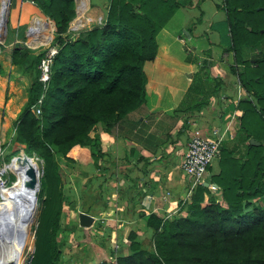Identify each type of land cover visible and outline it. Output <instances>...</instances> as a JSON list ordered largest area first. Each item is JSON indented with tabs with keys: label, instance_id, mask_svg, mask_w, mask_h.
Returning <instances> with one entry per match:
<instances>
[{
	"label": "trees",
	"instance_id": "trees-1",
	"mask_svg": "<svg viewBox=\"0 0 264 264\" xmlns=\"http://www.w3.org/2000/svg\"><path fill=\"white\" fill-rule=\"evenodd\" d=\"M188 1L110 0L102 22L80 27L68 37L74 0H32L38 13L53 17L57 48L50 57L48 77L42 80L38 65L42 52L1 46L5 58L0 56V100L16 65L23 64L26 70L36 67L24 102L12 113V123L1 122L2 140L11 134L26 153H37L49 166L53 150L66 155L76 144L89 145L96 141L98 125L110 132L121 117L145 101L144 61L157 52L158 30ZM219 5L229 29L226 47L238 63L243 62L237 77L255 96H240L234 104L241 111L237 133L221 142L218 170L207 178L217 184L219 193L198 182L186 213L164 217L142 212L152 228V246L144 247L135 230L129 229L127 252L115 254L114 262L102 258L91 264H264V203L250 201L264 194V47L253 60L241 55L246 46L264 44V0H223ZM206 80L193 78L176 109L183 113L199 109L224 83L217 76ZM36 106L39 112L34 111ZM250 113H258L262 121L252 118L255 123H245ZM251 134L260 141L250 142ZM95 145L94 157L103 153L98 141ZM26 156L17 153L8 170L18 174V163ZM51 219L53 236L57 215ZM42 247L34 254V264H57L60 251L54 242Z\"/></svg>",
	"mask_w": 264,
	"mask_h": 264
},
{
	"label": "rangeland",
	"instance_id": "rangeland-1",
	"mask_svg": "<svg viewBox=\"0 0 264 264\" xmlns=\"http://www.w3.org/2000/svg\"><path fill=\"white\" fill-rule=\"evenodd\" d=\"M220 2L222 3L223 0H220ZM194 10H196V8H194ZM200 11H202V9H200ZM180 12L181 10L176 11V15L178 16V18H180ZM34 13L39 15V17L43 19L40 25L49 27L50 30L52 29L53 36L48 42L46 41L43 43H38V41H34V37L31 34L32 30L26 33V29L28 28L27 26L31 24V17ZM49 19H53V17L40 14L37 11L30 12L24 7L20 8L18 11H16L15 9L13 10L10 4L6 36L4 40H0V56L4 57V53L1 50L2 45H16L23 48L27 47L30 54L42 52L43 54L41 58H45L46 56H48L52 48H57V32L55 29L56 25L54 22L53 28L52 22ZM72 22L73 18L69 20L65 31L68 37H74L76 30L79 27L84 26L81 25L75 28L71 25ZM93 23L91 22L90 24ZM185 26L181 25L179 27L176 34V39L173 40L170 50L166 52V55H170V57L173 59V61L170 62L175 66L173 74L176 75L178 72L177 77L174 78L177 79L178 83H184L187 78L191 76V80L193 78L194 80H197V78H199L203 80L207 79L213 81L215 76L220 77L222 75L227 81V84L225 85V83H223L219 87V91L216 90L210 95L209 102L202 105L200 108H202L203 106H207L209 103H212V106H215L214 104L220 100L221 95L226 93V91L230 93L229 96L231 98L234 97V99L236 100L240 96H252L255 99L252 90H246L237 77L236 73L243 69V62L238 63L234 59L232 50L228 51V53H226V57H224V54L220 53L219 50H217V44H214L213 41L211 42L210 38H212V33L208 29L203 30L202 23L198 25V28L201 29L197 30L198 35L195 36L194 34H191V36H189L185 32L188 26ZM213 27L215 30H219L217 28V25L212 26L211 28ZM44 33L45 29L40 34ZM179 35L183 36V41L179 40ZM43 38V36H39L38 40L42 41ZM192 40H194L196 45H207L205 52H202V54L191 52L189 50V45L191 44ZM211 47L214 49L213 52L211 51ZM263 47L264 44L262 45L260 43L256 45L246 46L242 51V58H244L245 60L254 58L255 56H257V54L260 53L261 48ZM212 53L213 58L216 62H214V64L211 63L210 65L203 66L202 64H207V62L209 61V58H207V56ZM198 59L199 61H197ZM188 64L190 65V67H187ZM196 66L199 68V71L195 69L193 71V75L188 74V72L190 71L189 69ZM35 72L36 67H31L26 70L23 64L16 65L9 72L10 75L8 77L7 86L4 90L5 95L3 94V96L5 97L0 100V178L2 177L3 180H5V182L7 183L6 189L2 192L0 197L4 200L13 197L16 189L21 182L18 174L10 169L8 170V168L11 167L12 158L17 153L22 152L24 156L29 155L30 153H26L22 148V144L15 140L11 134L5 135V139L2 140L1 137L3 132L1 122L5 121L8 124L12 123V118L14 116L12 113L17 109V106L19 105V102L22 100V98L26 97L27 87L31 79L35 75ZM207 73L209 75H207L206 78ZM228 76H230L229 79L227 78ZM11 102L14 103V108H10ZM232 106L235 107L234 104ZM208 110L210 111V107L208 108ZM132 111L133 116H135V108L132 109ZM204 111H206V114H209L207 110ZM240 113L241 111L234 109L233 119L227 120V115L224 117V120L226 122L221 126L223 131L222 141L225 142L227 140H232L236 135ZM228 115L230 116V113ZM6 118H8V121L6 120ZM252 118L256 119L258 123L262 121V117L258 113H250L244 118L245 123L249 125L255 123V120ZM112 128H115V124ZM94 133H96L95 135L97 136L96 141H98L100 144V150L103 152L102 154H98L96 157H94V153H96V141L89 143V145L76 144L69 150H67L66 155H61L56 150H53L52 159L49 166L46 165L45 160L42 156L38 155L35 152L31 153L36 156L40 170V181L38 189L39 209L34 219L32 231V246L27 257L26 264H34L33 257L36 251L42 250V245L44 243H46L48 247L52 246V241L60 251L57 264H91L98 261L99 259H102L103 256L106 255L107 251L105 253V250L103 249L105 248V239L107 240L108 237H112L111 234L113 232L112 230L115 222L113 224H105V221L102 218L104 217L103 215H108V211H106V208H110L109 211L112 210L111 206L114 207L115 205V208H117V205L115 203L117 199H114V196L117 194L116 190L118 187L116 186V183H113V181L110 180V178H112L111 174L112 172H115V174H113V178L115 179L114 181H117L116 175L118 173H121L120 177L123 178L125 174L128 173H125V168L127 167L119 164V162L121 161L124 162L123 160L119 161L116 159H110L108 156L106 157V152L104 151L106 146V136L105 134H103L105 133V131L101 128V125H98V131ZM202 133L208 134L211 132L210 130L209 132L206 131V129L204 128V132ZM252 133L256 134L257 132ZM243 137H245L244 134ZM186 138L187 134H183L182 139L177 141L181 142L177 145L178 150H180L179 158L182 155V147L186 143ZM164 144L165 148L167 149L168 143L164 142ZM74 154H76V156H79L80 154L81 156H84L86 160L84 159L82 161H77L74 157ZM67 156H69V158ZM24 160L25 159H21L20 162ZM131 163L132 162L129 163V166ZM217 163L218 157L214 158V160L210 164V167L208 168V171L205 175L206 178H209L210 172L212 173V170L217 171L212 169V167L216 166ZM3 168H5V170L1 174V170ZM130 172L131 174L129 173L128 177L130 176V178L134 179L135 169H133L132 167ZM184 177L188 180V176H185L184 174ZM111 182L114 185L109 186ZM117 184L124 185L125 183L122 182ZM219 190L220 189L217 188V190L213 191V193L215 195H218ZM189 198L190 193L186 196V203L189 202ZM263 199L264 194L252 197L250 201L253 203L260 202L263 204ZM249 207L250 205L246 208ZM80 210L88 211L93 214L94 218L91 224L82 225L80 223ZM187 211L189 210L185 207L184 209L182 208L181 211L173 212L172 214L186 213ZM113 212L114 211H112L111 213ZM55 215H57V225L53 236H51L53 225V223H51V218ZM136 233L137 239L142 242V245L144 247L148 248L152 246L151 236L146 237L142 235V233ZM118 235L119 233L117 234V236ZM120 236H122L121 233ZM129 241L130 240L128 239V237L124 240L122 238L112 237V239H110V244L108 245L111 255L113 253L117 254L118 252H121L123 248L129 249ZM7 250L8 245L6 244L4 251L0 253V256L3 257ZM48 252L49 251H47V253ZM110 260L111 259H109V261Z\"/></svg>",
	"mask_w": 264,
	"mask_h": 264
},
{
	"label": "crops",
	"instance_id": "crops-1",
	"mask_svg": "<svg viewBox=\"0 0 264 264\" xmlns=\"http://www.w3.org/2000/svg\"><path fill=\"white\" fill-rule=\"evenodd\" d=\"M109 1L74 0V14L71 25L75 28L81 25L89 27L91 22H98L99 19L105 18ZM219 2L220 0H189L175 9L156 34L158 48L155 56L145 60L143 64L147 76L145 101L135 108V116H133L132 110L128 111L115 123V128H111L110 132L105 131L103 133L106 136L104 150L106 157L119 161L123 160L124 162L121 161L119 164L127 167L125 173L131 174L132 167L135 169L134 179L128 177V174H125L124 178L120 177L121 173H118L116 175L117 181H114L113 174L115 172L111 174L112 178L110 180L116 183L118 187L117 194L114 196V199H117L115 201L117 208H115V205L114 207L111 206V211H109L110 208H106L108 215H103L102 219H104L105 224L115 222L111 234L114 238L126 239L129 229H136L138 234L142 233V235L150 237L152 228L145 224L141 215L142 212L154 211L166 217L185 208L188 180L184 177L180 168L181 156L179 158L180 150H178L177 145L181 142L177 141L182 139L183 134H187L186 139H188L194 129L201 132H204V128L208 132L209 130L212 132L213 127L222 129L221 126L226 122L224 117L227 115V120L233 119L234 109L239 110L232 106L236 103V99L234 97L232 99L229 96L230 93L226 90V93L222 94L220 100L214 104L215 106L209 103L207 106L192 109L185 113L176 109L192 76L187 78L184 83H178L177 79L174 78L177 77L178 72L176 75L173 74L175 66L170 63L173 59L170 55H166V52L170 50L173 40L176 39L177 30L181 25H187L188 27L185 26L187 27L185 32L189 36L191 34L195 36L198 35L197 30L201 29L198 28V25L202 23L203 30L208 29L212 33L211 42L216 43L217 50L226 57V53L230 51L226 47L230 43L229 29L225 11L219 5ZM11 7L16 11L23 7L30 12L36 11L32 0H11ZM200 9L203 12L205 10V15ZM178 10H181L180 18L176 15ZM41 21L43 19L34 13L31 17V24L27 26L31 27L28 31L32 30L31 34L36 42L40 41L38 35L41 33L37 28H45V26L40 25ZM216 25L219 30H215L214 27L211 28ZM206 46L196 45L192 40L189 50L193 53L202 54V52H205ZM212 47L211 51L213 52ZM207 58H209V65L216 62L213 53L209 54ZM187 67H190V65L188 64ZM191 69H189L188 74L193 75V71L197 70L198 67ZM220 77L226 85L227 81L222 75ZM229 77L227 78L229 79ZM25 98H22L17 108L24 102ZM209 107L210 111L208 110ZM10 108H14V103L11 102ZM204 110H207L209 114H206ZM6 120L8 121V118ZM182 122H184V125ZM164 142L168 143L167 149ZM185 146L186 143L182 149ZM74 157L77 161L85 159L80 154L79 156L74 154ZM130 162L132 163L129 166ZM212 169L218 170V163ZM122 182L125 184H117ZM111 183L109 186L114 185ZM112 211L115 213H111ZM120 233L122 236H120ZM112 237L105 239V248L103 249L107 253L103 258L114 261L115 253L111 255L108 246ZM122 251L126 252L128 249L123 248Z\"/></svg>",
	"mask_w": 264,
	"mask_h": 264
},
{
	"label": "bare ground",
	"instance_id": "bare-ground-1",
	"mask_svg": "<svg viewBox=\"0 0 264 264\" xmlns=\"http://www.w3.org/2000/svg\"><path fill=\"white\" fill-rule=\"evenodd\" d=\"M7 0H1L0 15H3ZM7 7V6H6ZM43 40L48 42L53 36L52 29L45 27ZM26 29V33L28 32ZM6 31L0 29V40H4ZM5 168L1 170V174ZM21 175V182L13 197L3 199L0 197V253L6 244L8 250L0 264H26L32 246V231L34 219L39 209L38 189L40 181L39 163L35 155L29 154L25 160L18 163L15 170ZM7 183L0 178V195L6 189Z\"/></svg>",
	"mask_w": 264,
	"mask_h": 264
},
{
	"label": "built area",
	"instance_id": "built-area-1",
	"mask_svg": "<svg viewBox=\"0 0 264 264\" xmlns=\"http://www.w3.org/2000/svg\"><path fill=\"white\" fill-rule=\"evenodd\" d=\"M102 20L99 19L98 22H102ZM179 37L181 41L184 40L182 35H179ZM55 50L56 48H52L50 54L45 58H41L38 64L40 68L39 76L42 80H46L48 77L50 57ZM33 109L39 112L37 106ZM222 139L223 131L216 127H213L212 132L208 134L202 133L198 129H194L190 133L179 162L181 170L185 176H188L186 196L191 193L198 182L207 185L212 192L217 190V184L208 180L205 175L208 171V165L212 163L214 158L219 156Z\"/></svg>",
	"mask_w": 264,
	"mask_h": 264
},
{
	"label": "water",
	"instance_id": "water-1",
	"mask_svg": "<svg viewBox=\"0 0 264 264\" xmlns=\"http://www.w3.org/2000/svg\"><path fill=\"white\" fill-rule=\"evenodd\" d=\"M11 0H7V4L5 5V10L3 15H0V29L4 33L7 29V20L9 16V9H10ZM7 6V7H6ZM0 9H1V0H0ZM52 22V27L54 28V21L53 19H49ZM248 140L250 142L258 143L260 140L255 138L253 135H250ZM93 215L86 211L80 210L79 211V221L82 225H89L93 221Z\"/></svg>",
	"mask_w": 264,
	"mask_h": 264
},
{
	"label": "flooded vegetation",
	"instance_id": "flooded-vegetation-1",
	"mask_svg": "<svg viewBox=\"0 0 264 264\" xmlns=\"http://www.w3.org/2000/svg\"><path fill=\"white\" fill-rule=\"evenodd\" d=\"M251 59H253V58H251ZM207 65H209V63L207 62Z\"/></svg>",
	"mask_w": 264,
	"mask_h": 264
}]
</instances>
